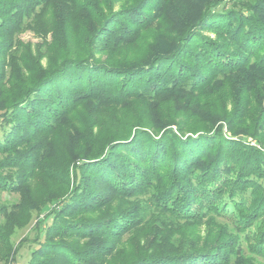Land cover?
<instances>
[{"label":"trees","instance_id":"trees-1","mask_svg":"<svg viewBox=\"0 0 264 264\" xmlns=\"http://www.w3.org/2000/svg\"><path fill=\"white\" fill-rule=\"evenodd\" d=\"M226 1L0 0V261L61 202L27 264L264 260V0Z\"/></svg>","mask_w":264,"mask_h":264},{"label":"rangeland","instance_id":"rangeland-1","mask_svg":"<svg viewBox=\"0 0 264 264\" xmlns=\"http://www.w3.org/2000/svg\"><path fill=\"white\" fill-rule=\"evenodd\" d=\"M234 0H228L226 3L221 5L218 9L222 10L224 7L232 6ZM120 3L116 5L119 6ZM51 35L48 36L47 40L50 41ZM19 40L22 44V50L18 54L21 53H30V56L34 59H37L42 66H46L48 63V56L46 52L41 48V44L44 43V37L39 35L34 29H27L19 35ZM226 131V130H225ZM1 135V132H0ZM252 144H256L252 138H248ZM80 162L78 161L77 164ZM19 200V195L17 194H9L6 192L0 193V203H15ZM63 203V202H61ZM61 203H52L50 207L46 208L42 213H33V219L31 222L22 229H17L15 234L12 236V242L16 248L19 247L18 254L16 256V261L13 263H5L0 261V264H27L31 255V251L37 248L38 243L36 242V238L39 237L42 231L44 232V228L47 226V222L50 219H47V214L52 209H59ZM40 221H43L40 226ZM245 245V244H244ZM246 254L248 256H252L247 250ZM255 261L258 264H264V260L258 257H254Z\"/></svg>","mask_w":264,"mask_h":264}]
</instances>
